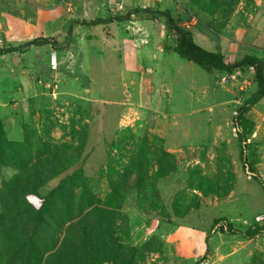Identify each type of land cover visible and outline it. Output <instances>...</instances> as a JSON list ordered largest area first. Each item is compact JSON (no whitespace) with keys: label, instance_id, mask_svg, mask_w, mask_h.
Returning <instances> with one entry per match:
<instances>
[{"label":"rangeland","instance_id":"obj_1","mask_svg":"<svg viewBox=\"0 0 264 264\" xmlns=\"http://www.w3.org/2000/svg\"><path fill=\"white\" fill-rule=\"evenodd\" d=\"M160 2L162 8L158 0H0V49L52 40L0 55V122L6 139L22 145L27 165L0 162V193L37 178L46 182L40 188L46 197L71 178L67 189L78 197L83 180L102 202L86 223L113 226L137 251L136 264H264V236L246 240L220 231L228 223L241 232L264 226V190L249 169L264 181V99L239 113L258 89L254 70L205 71L175 53L168 29L146 15L78 24L150 6L170 10L198 45L227 63L264 59V0ZM158 47L169 53L153 58ZM152 64L161 66L160 85L149 78ZM79 144L71 166L70 147ZM160 167L165 178L155 177ZM59 168L67 170L52 179ZM113 190L120 199L110 206ZM42 197H25L19 188L7 194L14 224H21L20 201L40 208ZM57 202L63 215L64 197ZM62 236L46 247L56 248Z\"/></svg>","mask_w":264,"mask_h":264},{"label":"trees","instance_id":"obj_2","mask_svg":"<svg viewBox=\"0 0 264 264\" xmlns=\"http://www.w3.org/2000/svg\"><path fill=\"white\" fill-rule=\"evenodd\" d=\"M142 15L161 21L173 39V51L182 59L197 64L207 72L218 71L233 75L246 68L254 70V79L258 89L240 108V114L249 113L264 99V59L248 55L239 61L227 63L222 54L209 52L198 45L194 40L193 33L182 26L180 20L175 18L170 10H160L150 6L137 7L125 14L110 18H98L89 22L82 21L78 24L108 25L113 22L130 21ZM50 41H52L51 38H36L21 46L1 48L0 55L14 54L31 47H41ZM21 146V144L6 139L0 122V162L21 160L19 161L20 167L26 169V163L19 157ZM80 146L79 144L76 147H70L71 155L68 159L71 166L76 165L79 160ZM249 169L253 173V180L264 190V181L256 174L254 166H250ZM66 170L67 168H59L53 172L51 178L62 175ZM155 177H166L162 167L156 172ZM70 181L73 179L69 178L68 181H63L57 190L55 189L46 197H42L40 194V188L46 182L37 178L34 181L27 178L24 183L17 180L19 185L10 186V188L8 186L7 193H0V264H136L133 258L137 255V251L122 243L113 226L109 224L107 228H94L86 223L85 220L89 213L96 211L100 213L102 202L89 192V188L83 180L79 184L82 192L78 197L75 196L67 189ZM17 188L23 192L25 197L33 195L43 199L40 208L33 207L26 199L20 201L21 210L16 213V216L20 219L21 224H14L16 218L11 215L12 211H10L7 201V194L14 192ZM59 196H63L65 200L66 210L63 215L64 208H59L57 202ZM119 199L120 195L113 190L110 200H106V203L110 201L115 206ZM87 204L91 207V212L89 209H85V206L88 208ZM109 205L111 206V204ZM174 212L181 213L177 210ZM74 213L76 217L73 219ZM31 227H34L33 235L30 232ZM158 229L160 226L157 227ZM40 230L45 236L42 240L37 239L42 235ZM220 231L233 235L241 234L246 240L264 236V226L261 225L251 226L245 232H241L228 223L226 227L221 226ZM56 235H63L62 239L58 240L60 243H55L56 248L46 247L48 241L54 239ZM57 245H59L58 248Z\"/></svg>","mask_w":264,"mask_h":264},{"label":"crops","instance_id":"obj_3","mask_svg":"<svg viewBox=\"0 0 264 264\" xmlns=\"http://www.w3.org/2000/svg\"><path fill=\"white\" fill-rule=\"evenodd\" d=\"M161 0H158V4H159V6H160V8H162L161 6H162V4H161V2H160ZM145 7H147V6H145ZM156 9V8H155ZM160 10H162V9H160ZM152 53H153V58H157V57H159V56H162V57H165V55L167 54V53H169V52H167L165 49H163V48H155V49H153L152 50ZM135 61V63L137 62V60H134ZM156 68H158V69H156ZM160 70H161V66H157L156 64L154 65V64H152L151 65V69H150V79L151 78H153L154 80H157L156 79V77L158 78V76H159V73H160ZM162 70H163V68H162ZM152 79V80H153ZM157 82L159 83V85H160V82L157 80ZM165 85H166V83H165V81L163 82ZM168 85H166L165 87H163L164 89H165V93H166V89H168V87H167ZM160 88L162 89V86H160ZM121 128V126L119 125L118 126V130ZM117 134V133H116ZM181 142V141H180ZM173 146V145H172ZM175 146V145H174ZM169 149L172 151V152H176V151H180V152H182V147H180V148H175V147H171V146H169ZM180 229H184L185 231H187L188 232V234H194V235H197V234H199L200 235V237H201V239H202V237H203V235H205V232H202V231H200V230H198V229H196V228H194V227H189V226H182ZM157 230V229H156ZM157 231H161L160 229H158ZM167 231H165L164 230V234L166 233ZM167 234V233H166ZM178 239V234H176V235H170V237L168 238V239H166V243H170V242H172V241H176Z\"/></svg>","mask_w":264,"mask_h":264},{"label":"built area","instance_id":"obj_4","mask_svg":"<svg viewBox=\"0 0 264 264\" xmlns=\"http://www.w3.org/2000/svg\"><path fill=\"white\" fill-rule=\"evenodd\" d=\"M53 62H54V64L56 65V63H57V61H56V56L54 55V57H53ZM257 220L258 221H261V220H263V218H257Z\"/></svg>","mask_w":264,"mask_h":264}]
</instances>
